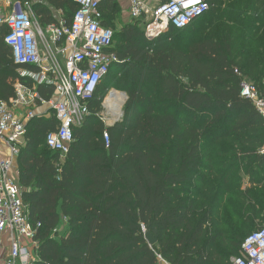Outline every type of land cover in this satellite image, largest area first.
<instances>
[{
  "label": "trees",
  "instance_id": "obj_1",
  "mask_svg": "<svg viewBox=\"0 0 264 264\" xmlns=\"http://www.w3.org/2000/svg\"><path fill=\"white\" fill-rule=\"evenodd\" d=\"M47 1L70 13L64 16L68 20L77 9L73 0ZM208 1L212 7L200 19L214 11L234 25H217L189 40L174 38L199 19L182 30L171 26L154 43L142 21L117 29L119 3L102 1L105 24L115 32L112 51L118 55L106 82H114L128 98L122 119L109 127L99 116L102 101L92 100L91 114L75 128L64 156L46 143L57 125L54 115L29 122L17 165L31 222L41 223L35 264L229 263L231 241L222 228L229 190L220 181L227 177L221 169H245L251 187L233 193L240 197L233 206L244 222L261 217L264 118L241 95V82L247 78L264 95V54L249 38L264 30L258 21L239 15L251 11L262 21L264 0ZM34 6L43 24L56 22L49 8ZM5 33L0 27V100L15 96L18 69H37L15 63ZM39 90L47 98L54 91ZM221 151L228 160H220L215 170L212 154ZM246 193L248 201L240 196ZM63 218L65 233L59 230ZM147 233L156 244H149Z\"/></svg>",
  "mask_w": 264,
  "mask_h": 264
},
{
  "label": "built area",
  "instance_id": "obj_2",
  "mask_svg": "<svg viewBox=\"0 0 264 264\" xmlns=\"http://www.w3.org/2000/svg\"><path fill=\"white\" fill-rule=\"evenodd\" d=\"M73 1L77 9L70 20L61 16L56 17V22L45 25L30 0H0V27L6 28L5 42L12 50L15 63L37 68L18 69L15 96L0 100V141L9 147L8 155L0 158V242L3 234L9 236V246L0 257V264H35L37 261L35 236L41 223L31 222L22 187L18 176L14 175L29 122L54 115L57 125L47 134L46 143L64 156L75 140V128L91 114L92 100L97 97L102 101V107L110 116L108 125L112 126L121 120L128 98L126 92L115 86L110 89L106 84L118 55L112 51L115 32L105 24L103 0ZM129 2L130 21H142L145 36L153 43L171 26L185 29L212 7L208 0ZM236 72L240 74L238 69ZM40 86L52 88V96H44ZM241 87V95L250 99L264 118V95L245 77ZM114 93L120 94L121 103L109 106ZM104 138L108 144L107 129ZM227 264H264V224L246 237L241 255Z\"/></svg>",
  "mask_w": 264,
  "mask_h": 264
},
{
  "label": "rangeland",
  "instance_id": "obj_3",
  "mask_svg": "<svg viewBox=\"0 0 264 264\" xmlns=\"http://www.w3.org/2000/svg\"><path fill=\"white\" fill-rule=\"evenodd\" d=\"M31 3L34 5H40V7H46L49 8L52 15L54 17L60 18L61 16H66L69 17L70 13L66 14V12H64L62 10V12L60 10H57L56 8H54L52 5L49 4V2L47 0H30ZM120 5V4H119ZM121 6H119V12L115 18V26L117 29H120V27L122 26V24L124 23L122 20V14H123V10L120 9ZM35 9V6H34ZM214 11H212L210 14H208L206 17L200 19L195 25H193L192 27H190L185 35L182 34H178V33H174V38H180V39H188L193 35V34H200L203 35L206 32H209L210 29L214 28L217 25H221L223 28L227 27V26H233L234 24L229 23L226 19V16H224V18H221L220 13H215L213 14ZM231 13V11H230ZM235 14V13H233ZM244 16L246 17H250L249 21L250 23L252 22H256L258 21V25L257 27L261 26L264 30V19H262V21H259L260 17H257L255 14L251 13V11H244V13H240L239 18H244ZM249 38L251 39V41L253 42V48H257L259 50V53H261V55L264 54V34L261 36H252V33L249 35ZM107 87H109L110 89H112L115 85L114 82L108 80L106 82ZM109 89V90H110ZM108 93V92H107ZM122 110H124V107L122 108ZM124 112V111H123ZM100 114H103V116L101 115L100 118H103V123L105 125V127H108L109 123L108 120L110 119V116L107 115V109L103 108L102 111L100 112ZM52 116V114H51ZM123 117V116H122ZM122 119V118H121ZM111 123V121H110ZM212 149H210V151L212 152ZM222 152V151H221ZM212 157L214 159V162L216 164V166L214 167L215 170H220L219 166L217 165L220 160H228V155L224 154V152L222 153H213ZM222 176H224V178L220 181H226L227 182V186H228V190H229V194H227L226 196H224L223 200V206H222V212H223V219H224V224L222 226L226 236L230 239L231 241V245L228 248L230 250L229 253V260L230 261L233 257L240 255L241 253V243L242 240L251 232L259 229L263 224H264V200H262L260 208L262 209V215L261 217H259V219L255 220V221H250V222H244L243 219H241L240 215V210H237L236 207H234L233 205H238L240 203V197L233 195V193H238L241 194L243 192H245L249 187H251V183L249 182V177L247 175V173L245 172L244 168H238L236 169L234 172L230 173V171L228 169L222 170ZM251 191H257L256 188H252ZM243 198H246V200L248 201V194L246 193L245 195H240ZM61 233H65L68 230V223L66 218L62 219L60 228H59ZM161 264H168L167 262H165L164 260L161 259Z\"/></svg>",
  "mask_w": 264,
  "mask_h": 264
},
{
  "label": "crops",
  "instance_id": "obj_4",
  "mask_svg": "<svg viewBox=\"0 0 264 264\" xmlns=\"http://www.w3.org/2000/svg\"><path fill=\"white\" fill-rule=\"evenodd\" d=\"M116 1L120 4V6L123 10V14H122V20L124 22L123 24L130 22V17H129L130 2H129V0H116ZM49 115L50 114H48V116ZM8 153H9V147L4 142L0 141V158L7 156ZM14 175H16V177L17 176L19 177L18 165H16L14 168ZM1 239L2 240L0 242V257L4 254V252L6 251V249L9 246V236L7 234H3L1 236Z\"/></svg>",
  "mask_w": 264,
  "mask_h": 264
},
{
  "label": "bare ground",
  "instance_id": "obj_5",
  "mask_svg": "<svg viewBox=\"0 0 264 264\" xmlns=\"http://www.w3.org/2000/svg\"><path fill=\"white\" fill-rule=\"evenodd\" d=\"M110 102L109 103H111L109 106H111V105H113L114 106V102L118 105V104H120L121 103V100H120V94L119 95H117L116 93H114L113 95H112V97H110ZM117 110H120V107L119 106H117ZM113 122V120H111V123Z\"/></svg>",
  "mask_w": 264,
  "mask_h": 264
},
{
  "label": "water",
  "instance_id": "obj_6",
  "mask_svg": "<svg viewBox=\"0 0 264 264\" xmlns=\"http://www.w3.org/2000/svg\"><path fill=\"white\" fill-rule=\"evenodd\" d=\"M146 238H147L150 245H154L157 242V240L155 239V237L151 233H147Z\"/></svg>",
  "mask_w": 264,
  "mask_h": 264
}]
</instances>
